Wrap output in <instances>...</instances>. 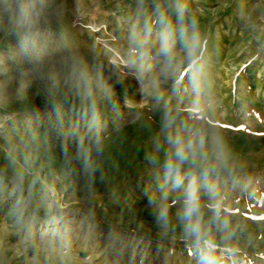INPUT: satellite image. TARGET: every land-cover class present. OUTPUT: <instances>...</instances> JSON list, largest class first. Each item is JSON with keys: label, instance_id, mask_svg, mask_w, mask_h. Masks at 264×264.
Here are the masks:
<instances>
[{"label": "rangeland", "instance_id": "1", "mask_svg": "<svg viewBox=\"0 0 264 264\" xmlns=\"http://www.w3.org/2000/svg\"><path fill=\"white\" fill-rule=\"evenodd\" d=\"M26 2L28 24L0 18V264H197L181 227L165 232L145 196L159 195L163 182L149 157L162 163L167 154V143L156 150L166 103L178 130L208 134L217 199L233 225L227 240L217 236L219 264H264V0H183L201 43L200 93L184 75L165 80L161 101L144 96L130 68L113 66L107 47L132 63L134 33L157 4L175 24V0ZM176 48L182 56L179 41ZM73 58L115 93L99 105L100 151L71 85L59 93V115L51 106V76L67 81Z\"/></svg>", "mask_w": 264, "mask_h": 264}, {"label": "clouds", "instance_id": "2", "mask_svg": "<svg viewBox=\"0 0 264 264\" xmlns=\"http://www.w3.org/2000/svg\"><path fill=\"white\" fill-rule=\"evenodd\" d=\"M6 14L18 26L28 24L30 20L26 0H0V18ZM174 14L175 24L169 15V6L157 4L152 21L144 24L142 32L134 33V59L128 67L134 72L144 96L157 101L164 99L165 80L183 83L180 78L184 75H188V84L193 93L197 96L200 93L201 43L192 30L193 26L186 22L183 0H175ZM153 25L158 26L157 56L162 61L159 70L154 66L150 41ZM178 41L182 45V56L176 48ZM65 83L71 85L80 97L83 116L88 120L89 130H95V148L100 151L99 105L103 100L112 101L115 95L113 87L98 70L89 68L82 59L73 58L67 81L56 73L51 76V106L57 115L61 110L58 96ZM176 118L177 114L166 103L162 120L165 137L163 142L156 145V150L158 153L163 143H167V154L162 163L158 154L149 157L151 164L163 169V182L158 187L159 195L145 192V196L155 221L165 232L174 224L181 227L183 238L191 244L197 264H219L221 244L217 236L223 233L227 240L233 232V225L217 199V189L212 180L217 169L208 160V134L200 129L178 130L175 127ZM79 147L84 154L86 169L94 170L89 163L90 149L83 139L79 141ZM173 192L180 193L176 201L169 199ZM205 196L207 202L203 199Z\"/></svg>", "mask_w": 264, "mask_h": 264}, {"label": "built area", "instance_id": "3", "mask_svg": "<svg viewBox=\"0 0 264 264\" xmlns=\"http://www.w3.org/2000/svg\"><path fill=\"white\" fill-rule=\"evenodd\" d=\"M107 49L110 51L111 55V61L110 63L115 66L118 70L123 72L124 74L129 71L128 63L119 55L114 49L111 47H107ZM127 74H130L129 72Z\"/></svg>", "mask_w": 264, "mask_h": 264}, {"label": "bare ground", "instance_id": "4", "mask_svg": "<svg viewBox=\"0 0 264 264\" xmlns=\"http://www.w3.org/2000/svg\"><path fill=\"white\" fill-rule=\"evenodd\" d=\"M14 185H15V186H14V188H15V187H16V183H14ZM12 191H13V190H12ZM57 212H58V211H57ZM66 214H67L66 212L62 213L63 219H65L64 221H67V220H66V219H67V218H66V217H67ZM59 218H60V217H59ZM59 218H58V219H59ZM53 227H54V226H53ZM68 233H69V232H68ZM46 234H48V233H46Z\"/></svg>", "mask_w": 264, "mask_h": 264}]
</instances>
